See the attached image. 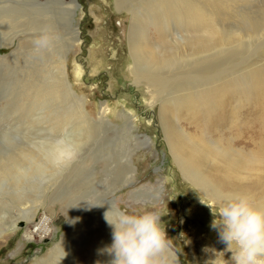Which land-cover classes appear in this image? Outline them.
<instances>
[{
  "label": "rangeland",
  "instance_id": "rangeland-1",
  "mask_svg": "<svg viewBox=\"0 0 264 264\" xmlns=\"http://www.w3.org/2000/svg\"><path fill=\"white\" fill-rule=\"evenodd\" d=\"M52 1L0 0V172H6L0 173V264H46L68 230L71 244L78 248L73 264H110L113 257L106 249L112 239L111 244L104 241L112 237L113 230L105 213L110 211L112 219L113 210L158 214L170 241L168 251L179 264H233L232 250L211 227L218 208L212 207L172 161L159 104L151 106L143 81L138 85L135 82L128 46L130 15L118 11L114 0H64L76 1L73 27L77 36L67 57L73 94L66 96L65 107H73L83 99L94 130L87 138L83 129V144L68 164L56 168L46 158L59 153L51 147L62 143V135L56 136L50 114L44 115L47 112H42L40 102L33 100L35 77L31 66L32 58L38 55L33 40L46 32V23L54 19L48 17L55 15ZM194 2L205 12H216V26L224 28L221 30L229 36L250 35L249 39L242 37L245 45L241 54L246 55L252 46L264 41V0ZM249 19L262 24L252 35L247 31ZM202 33L195 37L202 38ZM14 34L10 41L4 40V36ZM227 50L211 61L229 56L233 48ZM199 68L194 65V71ZM255 98H244L237 104L228 97L225 106L229 120L235 116L231 108H239L238 120L246 133L264 129V100ZM102 104L108 110L107 124H96ZM180 124L194 131L186 122ZM249 124L252 126L246 127ZM226 130L213 133L228 138ZM256 138L263 141L264 134ZM126 158L131 179L113 186L115 173L119 171L122 176L125 171ZM13 160L22 163L19 174ZM262 166L257 174L250 173V181L264 176ZM25 209L32 212L24 214ZM42 218H47L50 232L27 239L26 230Z\"/></svg>",
  "mask_w": 264,
  "mask_h": 264
},
{
  "label": "bare ground",
  "instance_id": "bare-ground-1",
  "mask_svg": "<svg viewBox=\"0 0 264 264\" xmlns=\"http://www.w3.org/2000/svg\"><path fill=\"white\" fill-rule=\"evenodd\" d=\"M75 4L76 1H52L55 15L48 17L54 16V19L46 23V32L53 38L51 47L32 58L31 74L35 77L33 100L40 102L42 112H47L44 115L50 114L49 122L56 136L62 135V143L51 147L55 150H60L63 145L79 149L85 136L83 129L87 131V138L94 130L83 99L73 107H65L66 96L73 94L68 81L67 57L77 42L73 27ZM114 4L118 11L125 10L130 15L128 46L132 58L131 73L137 78V85L143 81L141 83L148 92L145 94L151 101L149 104H159L165 142L180 173L212 207L218 208L228 195L239 193L249 195L255 206L264 209V176H257L254 181L248 179L251 178L250 173L257 174L264 165V140L256 141L257 136L264 134V129L259 133H246L238 120L239 108H231V114L235 116L230 120L225 108L228 97L237 100V104L244 98L245 101L253 97L264 100V41L252 46L246 55L241 54L240 50L245 45L242 37L245 35L229 36L226 30H221L224 28L216 26L217 13L203 11L194 0H114ZM247 22V31L251 35L262 27L257 19ZM199 32H203L202 38L195 37ZM246 36L250 38V35ZM4 37L5 41H10L15 34ZM194 37L197 38L196 43ZM229 47L233 48L229 56L218 62L211 61L229 52ZM194 65L200 68L194 71ZM107 111L102 104L96 124H107ZM181 121L195 132L188 131L180 124ZM225 124L226 127H221ZM221 129H227L228 138L214 135L215 130ZM64 131L66 133L63 134ZM247 137L249 141L244 143L242 139ZM58 156L59 153L46 158L56 168L71 161L56 163ZM124 162L125 171L122 176L118 175L119 171L115 173L113 186L131 179L132 171L126 166L128 159ZM12 164L19 174L22 163L13 160ZM262 188L263 191L260 190ZM31 212L32 209L23 210L24 214ZM113 212L114 215L119 213L117 210ZM47 225V218H42L26 230L25 237H44L50 232ZM68 233L46 264H73L78 248L73 247ZM110 239L112 237L104 244H111ZM166 256L169 264H179L170 251L167 250Z\"/></svg>",
  "mask_w": 264,
  "mask_h": 264
},
{
  "label": "clouds",
  "instance_id": "clouds-1",
  "mask_svg": "<svg viewBox=\"0 0 264 264\" xmlns=\"http://www.w3.org/2000/svg\"><path fill=\"white\" fill-rule=\"evenodd\" d=\"M52 37L42 31L34 38V50L39 53L51 47ZM72 145H63L56 163L75 158ZM215 203V202H214ZM105 220L112 228V244L106 251L113 257L110 264H169L166 252L170 247L160 216L154 212L141 215L118 213ZM211 227L217 229L220 240L231 249L233 264H264V209L253 204L247 194L228 195L218 206Z\"/></svg>",
  "mask_w": 264,
  "mask_h": 264
}]
</instances>
